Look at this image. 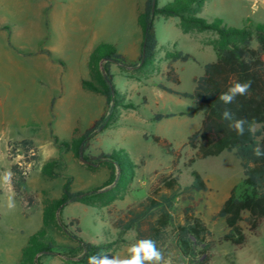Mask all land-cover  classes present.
Returning <instances> with one entry per match:
<instances>
[{"label":"rangeland","instance_id":"1","mask_svg":"<svg viewBox=\"0 0 264 264\" xmlns=\"http://www.w3.org/2000/svg\"><path fill=\"white\" fill-rule=\"evenodd\" d=\"M171 1L159 0L158 5ZM145 2L0 0V264H32L25 249L30 238L43 230L39 245L53 247L34 255L38 264H80L84 253L75 237L92 245L109 244L99 256L126 258L129 247L138 241L137 232L120 230L116 221L170 177H176L182 189L190 186L192 171L202 175L209 191L194 192L192 202L181 195L175 204L179 219L182 209L192 203L214 240L227 232L225 220L214 215L244 179L241 160L230 152L197 158L187 142L200 129L204 114L196 111L194 100L158 87L192 92L195 78L217 59L211 43L216 34L184 32L178 18L158 16L153 61L128 73L117 64H107L119 93L115 107H106L103 96L81 86L83 79L102 88L106 64L97 62L93 53L103 43L114 46L131 65L138 62L143 41L139 16ZM196 15L208 21L220 18L236 27L247 21L264 23V0H206ZM168 49L188 53L191 59L170 63L165 58ZM169 68L175 70L179 84L167 79ZM54 97L59 104L51 110ZM106 110L111 114L110 126L94 134L79 154L81 135ZM156 114L176 116L158 121ZM55 136L69 142L68 147H61ZM20 138H29L25 140L32 145L25 149L24 139L16 140ZM114 152L132 162V173L123 170L119 177L117 166L104 156ZM192 157L196 159L190 164ZM55 161V174L46 175L44 167ZM15 164L26 170L24 188L33 198L31 207L14 191ZM6 172L11 173L8 183L2 179ZM69 178L72 191L85 192L88 198L60 207L46 218ZM243 226L248 235L245 246L218 242L208 264H264V223L258 234ZM160 251L170 264H189L175 240Z\"/></svg>","mask_w":264,"mask_h":264},{"label":"trees","instance_id":"2","mask_svg":"<svg viewBox=\"0 0 264 264\" xmlns=\"http://www.w3.org/2000/svg\"><path fill=\"white\" fill-rule=\"evenodd\" d=\"M159 0H146L143 12L139 16V24L143 32L141 54L138 62H128L127 58L119 53L110 44H101L93 53L96 61H105V75L102 79V88H98L91 81L83 80V86L106 99V107H115L118 91L113 82V76L107 64H117L126 73L137 67H144L154 60L158 47L154 21L158 16L165 18H178L184 32L194 30L209 31L216 34L212 45L216 51L217 59L207 63L204 74L195 79V88L192 92H178L159 84L158 87L170 94L189 98L197 102L196 111L202 112L204 118L200 129L193 133L187 145L197 151V158L217 157L224 152L233 153L241 160L244 169L243 181L234 186L230 196L221 206L214 218H222L226 222L227 232L216 241L207 224L195 215L192 203L182 209V220L176 213L175 204L182 195L183 200L194 199V192H208L209 187L200 173L192 171L193 181L190 186L181 188L176 177H170L161 187L150 192L149 196L136 207L130 208L123 218L116 221L115 226L122 231L135 229L137 240L151 239L155 241L158 250H161L171 240H175L183 256L189 264H208L212 257V250L218 242H229L236 248H242L248 241L246 228L252 234L264 223V157L257 158L252 154V148L259 144L264 148V23L247 21L243 27L228 25L220 18L214 21L197 16L196 14L206 0H173L163 7H159ZM165 58L170 62H186L191 55L181 51L166 50ZM128 78H133L127 75ZM167 79L179 84V78L173 68H169ZM251 81V89L246 96H237L234 103L224 105L219 100V95L236 82ZM225 108L234 113L235 118H244L248 124L243 136L228 127L222 112ZM105 113L81 135L77 146L80 154L88 140L97 132L107 129L111 124V114ZM179 115L193 116V113L181 112ZM175 114H156L154 119L161 121ZM251 125L253 132L247 131ZM55 141L60 146L70 144L60 141L55 136ZM159 142L160 139L156 138ZM21 145L25 149L32 145L29 140H24ZM113 161L119 169V177L123 170L132 173L134 168L131 161L121 154L114 152L104 155ZM195 157L190 159V164L195 162ZM58 162L48 163L43 171L46 175H54L53 166ZM12 184L15 193L26 200L29 206L34 205L25 188L26 170L19 164L12 167ZM58 174V173H57ZM60 175V174H59ZM73 179L69 178L63 187V194L54 207L47 210V218L53 211L73 202H83L88 198L87 193L72 191ZM49 221L46 220V225ZM45 230L32 236L26 250V256L32 264H38L34 255L50 252L52 244L39 245V236H44ZM83 250L80 264H89V258L99 256L110 247L109 244L92 245L78 237ZM33 253V254H32ZM21 264H28L27 262Z\"/></svg>","mask_w":264,"mask_h":264},{"label":"clouds","instance_id":"3","mask_svg":"<svg viewBox=\"0 0 264 264\" xmlns=\"http://www.w3.org/2000/svg\"><path fill=\"white\" fill-rule=\"evenodd\" d=\"M251 89V81L236 82L232 84L226 92L219 95V100L224 105H229L235 102L237 96H246ZM223 119L228 121L230 130L236 132L237 135L243 136L246 131L245 125L248 124L244 118H235L234 113L225 108L222 112ZM247 131L253 132L251 125L248 126ZM252 154L257 157H264V148L259 144L252 148ZM3 181L8 183L11 179V173L6 172ZM8 207H14V204L9 199ZM129 255L126 258L109 257L107 255L92 256L89 258V264H170L164 259L163 253L157 249L155 241L151 239H141L128 249Z\"/></svg>","mask_w":264,"mask_h":264},{"label":"crops","instance_id":"4","mask_svg":"<svg viewBox=\"0 0 264 264\" xmlns=\"http://www.w3.org/2000/svg\"><path fill=\"white\" fill-rule=\"evenodd\" d=\"M180 27H181V25H180ZM182 29V28H181ZM183 31V30H182ZM157 49H158V47H157ZM179 62V61H178ZM174 63V62H173ZM196 79V78H195ZM195 82V81H194ZM81 86H82V88L83 89H86L84 86H83V79H82V81H81ZM165 92V91H164ZM179 92V91H178ZM181 93H183V92H181ZM163 94V93H162ZM177 96H179V95H177ZM179 97H182V96H179ZM105 98V97H104ZM184 98V97H183ZM51 102H50V108H51V110L54 108V106L55 105H58L59 103H57V99L54 97V98H52L51 100H50ZM196 102V101H195ZM196 107H197V102H196ZM173 117H175V116H173ZM93 124V123H92ZM25 140V139H29V138H20V139H16V140ZM30 140H33V139H30ZM15 141V140H14ZM34 141V140H33Z\"/></svg>","mask_w":264,"mask_h":264}]
</instances>
